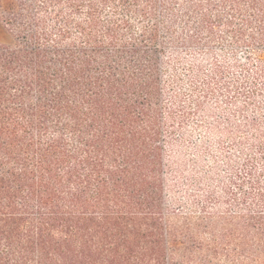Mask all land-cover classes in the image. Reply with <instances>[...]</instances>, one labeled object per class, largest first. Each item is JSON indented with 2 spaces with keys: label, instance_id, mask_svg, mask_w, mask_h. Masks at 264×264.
Returning <instances> with one entry per match:
<instances>
[{
  "label": "trees",
  "instance_id": "1",
  "mask_svg": "<svg viewBox=\"0 0 264 264\" xmlns=\"http://www.w3.org/2000/svg\"><path fill=\"white\" fill-rule=\"evenodd\" d=\"M0 30V264H264L259 119L187 200L168 162L181 72L189 107L264 119V0H0ZM216 44L232 65L200 80L184 56Z\"/></svg>",
  "mask_w": 264,
  "mask_h": 264
},
{
  "label": "rangeland",
  "instance_id": "2",
  "mask_svg": "<svg viewBox=\"0 0 264 264\" xmlns=\"http://www.w3.org/2000/svg\"><path fill=\"white\" fill-rule=\"evenodd\" d=\"M2 33L0 30V40ZM215 52L211 57L202 52H196L184 56L185 65L200 66V80L207 79L211 65L212 56L226 65H232L233 57L227 48L221 45H214ZM244 61L243 55H240ZM182 89L178 95L181 101L189 105V100H197L201 93H195L193 99H190V93L187 92V75L181 72ZM186 105L180 111L190 112L187 121L180 124L175 133L173 144L169 151V164L172 170V183L175 185V198L187 200L185 195L187 190L191 189L188 179L192 176L201 175L207 170L214 172H223V170H239L240 151L234 150L227 152L229 137L238 136L250 139L251 134L239 132V126L248 120L259 119L264 126V119L254 106H243V103L226 104L225 95L216 94L215 97L207 96L203 99V105L200 108ZM264 112V109H262ZM263 114V113H261ZM245 118L247 120H245ZM263 118V117H262Z\"/></svg>",
  "mask_w": 264,
  "mask_h": 264
}]
</instances>
